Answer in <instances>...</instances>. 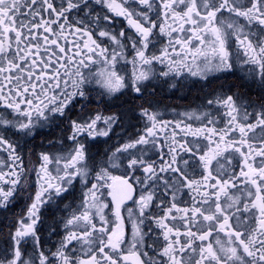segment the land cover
Returning <instances> with one entry per match:
<instances>
[{
  "label": "snow or ice",
  "instance_id": "1",
  "mask_svg": "<svg viewBox=\"0 0 264 264\" xmlns=\"http://www.w3.org/2000/svg\"><path fill=\"white\" fill-rule=\"evenodd\" d=\"M115 17L138 34L128 38L130 61L124 31L112 28ZM154 30L167 41L159 55H146ZM99 38L111 42L112 50ZM120 61L134 67L127 82L117 69ZM154 64L163 67L157 72ZM236 67L264 89V0H0V108L10 110L0 113V132L31 137L63 118L73 142L70 151L39 154L33 169L38 189L0 264H264V106L248 122L252 114L238 97L208 100L225 108L227 128L218 130L205 113L203 127L186 126L195 143L172 139L167 158L156 129L169 122L143 108L145 133L119 145L104 162L123 166V174L102 165L96 183H89L80 137L107 136L117 118L70 119L72 108L87 99L88 85L109 96L127 89L142 99L150 86L145 82L163 79L175 88L181 77L207 79ZM98 122L106 127L98 129ZM231 132L238 134L228 138ZM0 148L11 161L0 160V209H6L25 189V170L3 134ZM156 149L160 154L153 158L149 153ZM77 178L88 185L81 209L63 220V238L54 250H45L36 230L40 207L69 192ZM103 187L114 202L111 218L98 195ZM185 194L192 203L181 207L176 200ZM29 244L31 255L22 247Z\"/></svg>",
  "mask_w": 264,
  "mask_h": 264
},
{
  "label": "flooded vegetation",
  "instance_id": "2",
  "mask_svg": "<svg viewBox=\"0 0 264 264\" xmlns=\"http://www.w3.org/2000/svg\"><path fill=\"white\" fill-rule=\"evenodd\" d=\"M160 23L161 21L157 20V24L159 25ZM112 28L116 33L121 30L124 31V42L126 41L125 43L128 45L124 50V55L127 56L129 61L132 60L134 50L130 47L131 41L128 38L138 39V34L123 17H115L112 22ZM153 35L155 39L149 44L146 55L152 53L159 55L161 48L167 41L166 37L157 36L155 30ZM98 42L104 44L110 51L113 48L111 42L106 41L105 38H99ZM231 43H234V41H230ZM153 67L158 72L163 65L154 64ZM117 69L120 74L124 75L126 82L134 72L133 65L124 61H120L117 64ZM145 83H150V86L143 93L142 99L137 98L138 94L127 89L109 96L101 94L104 91L102 88L93 87V84L88 85L87 99L82 104L72 108L70 119H84L95 114H100L102 117L114 116L117 118L107 136L87 139L80 137V140L85 144V162L90 163L89 183H96V173L102 165L108 166L104 165V162L108 161L107 159L112 156L119 145H123L145 133L148 122L146 118L141 116V109L143 108L155 111L158 114V120L169 122L163 126V131H160L159 125L156 129L158 143L162 146L163 154L167 158L168 143L172 139L195 143L194 138L190 134H186L189 131L186 126L191 125L192 130L203 127L205 124V113L210 118L215 119L216 123L214 126L218 130L227 128L229 118L225 114V108L216 104L209 105L207 103L208 100L222 99L228 95H231L234 99L238 97L237 103L244 105L252 114L248 122H251L252 116L259 111L261 106H264V89H261L258 83L253 82L245 72L241 71L240 67L234 68L231 72L210 74L207 79L188 77L187 80H184L181 77L175 88L165 83L163 79ZM8 112L10 110L0 108V113L7 115ZM177 124H179V127L176 126ZM98 125L105 126L103 123L98 122L97 128L99 127ZM69 129L68 120L61 118L54 124L37 128L31 137H24L22 134L14 132V130L0 132L9 142L16 146V153L22 157L25 170L24 191L14 194L9 200L8 207L0 209V254H3V250L10 247V236L16 230L17 221L21 218H26V210L32 202V196L38 189L33 169L40 163L39 154L42 152L55 154L61 150L70 151L73 142L68 139L70 135ZM257 132H259V128ZM173 133L175 134L174 136L172 135ZM237 134V132H231L228 138L235 137ZM199 143L202 145L204 141L201 139ZM159 154V149L149 153L153 158H157ZM182 155L187 156L188 154ZM0 160L11 163L9 153L5 148H0ZM99 163L102 165L94 166V164ZM190 163L195 165L196 161L190 160ZM233 163L235 164V161ZM51 167L49 166L50 169ZM213 167H215V161L213 162ZM108 170L113 175L123 174V166L121 168L108 166ZM200 171L201 169L197 167L193 174L198 178ZM136 175L141 174L136 173ZM129 182L131 183L132 180L130 179ZM3 187L7 189L9 185L5 184ZM17 187L19 188V186ZM87 190L88 185L80 183L79 178H77L69 188V192L48 200L40 207V219L36 224V230L40 236L41 246L45 250H54V246L63 238L64 228L62 222L72 212H78L81 209V199ZM109 192V188L103 187L100 188L98 195L102 203H108V208L104 209V213L111 218L109 209L114 207V202H111L112 198L108 195ZM64 197H67V199ZM165 200L167 201V198ZM176 203L181 207L189 206L192 203L191 194L179 195ZM130 204L131 201H127L123 205L122 214L126 215L124 209ZM125 223L130 230L127 220ZM176 223L179 224L180 221L177 220ZM52 229H55V231L53 232ZM22 247L26 249L29 255L32 254L33 249L30 244L22 245Z\"/></svg>",
  "mask_w": 264,
  "mask_h": 264
},
{
  "label": "rangeland",
  "instance_id": "3",
  "mask_svg": "<svg viewBox=\"0 0 264 264\" xmlns=\"http://www.w3.org/2000/svg\"><path fill=\"white\" fill-rule=\"evenodd\" d=\"M93 87H97V88H101L99 85H96V84H93ZM99 127V129H104L106 126H100V125H98ZM100 135H97L96 137H99ZM89 158H90V156H89ZM107 160H109V159H107ZM89 165H90V163H89ZM97 165H102L101 163H99V164H94V166H97Z\"/></svg>",
  "mask_w": 264,
  "mask_h": 264
},
{
  "label": "bare ground",
  "instance_id": "4",
  "mask_svg": "<svg viewBox=\"0 0 264 264\" xmlns=\"http://www.w3.org/2000/svg\"><path fill=\"white\" fill-rule=\"evenodd\" d=\"M126 42V41H125ZM96 149V148H95Z\"/></svg>",
  "mask_w": 264,
  "mask_h": 264
}]
</instances>
